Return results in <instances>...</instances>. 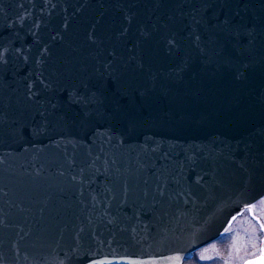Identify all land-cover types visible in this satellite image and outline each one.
Returning a JSON list of instances; mask_svg holds the SVG:
<instances>
[{
	"label": "water",
	"instance_id": "obj_1",
	"mask_svg": "<svg viewBox=\"0 0 264 264\" xmlns=\"http://www.w3.org/2000/svg\"><path fill=\"white\" fill-rule=\"evenodd\" d=\"M262 196L264 0H0V264H183Z\"/></svg>",
	"mask_w": 264,
	"mask_h": 264
},
{
	"label": "rangeland",
	"instance_id": "obj_2",
	"mask_svg": "<svg viewBox=\"0 0 264 264\" xmlns=\"http://www.w3.org/2000/svg\"><path fill=\"white\" fill-rule=\"evenodd\" d=\"M256 215L264 222V196L253 203ZM263 236L260 225L245 208L243 215L234 217L228 232L194 252L186 264H243L248 258L260 254V237ZM200 262V263H198Z\"/></svg>",
	"mask_w": 264,
	"mask_h": 264
},
{
	"label": "flooded vegetation",
	"instance_id": "obj_3",
	"mask_svg": "<svg viewBox=\"0 0 264 264\" xmlns=\"http://www.w3.org/2000/svg\"><path fill=\"white\" fill-rule=\"evenodd\" d=\"M250 214V213H249ZM256 214V213H255ZM259 216V215H258ZM253 217V216H252ZM254 218V220L260 225V227H261V224L258 222V220L257 219H255V217H253ZM262 220V219H261ZM262 222H263V220H262ZM263 224H264V222H263ZM229 230V229H228ZM261 230H262V232H263V235H264V231H263V229H262V227H261ZM228 232V231H227ZM226 232V233H227ZM226 233H224L223 235H225ZM262 237L263 236H261L260 237V243H259V246H260V252H261V246H262V244H261V241H262Z\"/></svg>",
	"mask_w": 264,
	"mask_h": 264
},
{
	"label": "snow or ice",
	"instance_id": "obj_4",
	"mask_svg": "<svg viewBox=\"0 0 264 264\" xmlns=\"http://www.w3.org/2000/svg\"><path fill=\"white\" fill-rule=\"evenodd\" d=\"M262 228H264V225H261Z\"/></svg>",
	"mask_w": 264,
	"mask_h": 264
},
{
	"label": "trees",
	"instance_id": "obj_5",
	"mask_svg": "<svg viewBox=\"0 0 264 264\" xmlns=\"http://www.w3.org/2000/svg\"><path fill=\"white\" fill-rule=\"evenodd\" d=\"M198 263H200V262H198ZM185 264H186V261H185ZM193 264V263H192Z\"/></svg>",
	"mask_w": 264,
	"mask_h": 264
}]
</instances>
